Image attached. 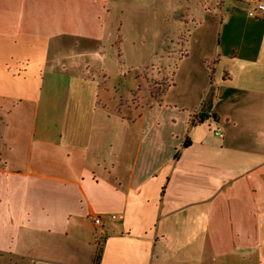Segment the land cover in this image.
<instances>
[{
  "label": "crops",
  "instance_id": "0c3cea01",
  "mask_svg": "<svg viewBox=\"0 0 264 264\" xmlns=\"http://www.w3.org/2000/svg\"><path fill=\"white\" fill-rule=\"evenodd\" d=\"M169 2L0 0V264H264V16Z\"/></svg>",
  "mask_w": 264,
  "mask_h": 264
},
{
  "label": "built area",
  "instance_id": "2783aa9c",
  "mask_svg": "<svg viewBox=\"0 0 264 264\" xmlns=\"http://www.w3.org/2000/svg\"><path fill=\"white\" fill-rule=\"evenodd\" d=\"M239 3L247 7V16L250 18L258 19L264 16V0H237ZM216 136L221 137V134L215 133ZM94 226L99 228L100 239L104 236L103 224L104 220L100 216L91 218ZM106 220L109 222H118L123 220L122 215L109 214L106 216Z\"/></svg>",
  "mask_w": 264,
  "mask_h": 264
},
{
  "label": "rangeland",
  "instance_id": "374dc122",
  "mask_svg": "<svg viewBox=\"0 0 264 264\" xmlns=\"http://www.w3.org/2000/svg\"><path fill=\"white\" fill-rule=\"evenodd\" d=\"M117 1H119V2H121V3H126L127 4V6H128V4L130 5V8L129 7H127V13H128V15L131 17V20H133V18H135L134 16H138V15H143V13H146V12H149V13H152V14H154V10H150V11H148V10H145V9H142V5H144L145 3H147V2H150V4H152V1L153 0H117ZM162 5L163 6H166V10H168L169 11V5H170V2H169V0H162ZM125 10V9H124ZM170 12V11H169ZM147 14V13H146ZM148 15V14H147ZM170 22H172L173 23V21H170ZM178 25L179 26H181V28L183 29V31H184V27H185V25H183L182 23L180 24V23H178ZM162 84H163V82H162ZM119 94V93H118ZM100 239V238H99ZM98 238H97V240H98V243L100 244L101 243V241H102V239L103 238H101L100 240H99ZM97 243V244H98ZM95 248V247H94Z\"/></svg>",
  "mask_w": 264,
  "mask_h": 264
},
{
  "label": "trees",
  "instance_id": "16d2710c",
  "mask_svg": "<svg viewBox=\"0 0 264 264\" xmlns=\"http://www.w3.org/2000/svg\"><path fill=\"white\" fill-rule=\"evenodd\" d=\"M197 123H199V122H197ZM193 124H195V122ZM184 146H186V142L184 143ZM100 255H101V248H99L98 251H97V254H96V257H95V264L99 263Z\"/></svg>",
  "mask_w": 264,
  "mask_h": 264
}]
</instances>
